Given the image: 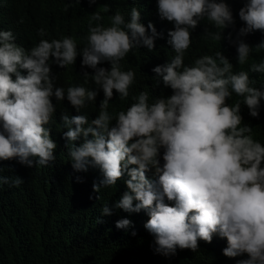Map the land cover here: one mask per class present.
<instances>
[{
  "label": "clouds",
  "instance_id": "clouds-1",
  "mask_svg": "<svg viewBox=\"0 0 264 264\" xmlns=\"http://www.w3.org/2000/svg\"><path fill=\"white\" fill-rule=\"evenodd\" d=\"M104 10L108 11L107 6ZM158 13L161 19L174 22L168 43L176 55L153 71L174 94L149 104L148 92H140L133 97L136 103L115 117L108 111L113 90L121 100L128 98L136 76L132 70L122 71L121 61L140 44L152 50L158 36L151 23L147 26L151 34L146 32L136 8L131 9L127 22L117 11L110 27L91 26V21L102 19L99 12L91 16L81 64L95 70L92 79L103 90L96 119L81 112L86 102L96 98V91L69 86L65 101V90L54 89L50 78V56L60 67L74 63L78 53L72 37L41 39L26 54L13 42L11 31H0V164L18 158L19 163L32 167L30 157H35L36 165L47 166L55 159L51 129L62 113H70L71 119L62 117L69 126L64 136L69 142L81 135L85 138L78 147L67 145L73 170L87 172L90 166L99 167L103 179L93 184L96 193L101 187L114 186L123 176L130 191L115 207L148 211L144 227L154 236L157 253L175 255L177 248L196 251L198 240H203L216 255L246 253L248 259L239 264H264V146L253 138L250 127L240 126V102L226 104L231 88L243 97L250 115L258 117L264 90L250 86L247 72L232 74V65L220 52L183 66L191 43L189 29L205 17L217 29L225 28L234 23L231 9L223 0H158ZM239 18L246 25L239 29V36L264 32V0H248L239 10ZM38 34L45 35V30ZM209 36L214 41L221 39L219 32ZM256 48L264 49V41ZM251 51L243 40L238 41L239 64L247 61ZM102 61L111 63L110 71L97 67ZM18 69H26L27 75ZM251 70L264 73V62L252 64ZM53 95L58 103H51ZM113 119L116 124L109 128ZM89 121L88 127H82ZM152 170L157 180L146 177ZM76 179L82 182L80 177ZM21 184L18 176H0V186ZM134 200L138 201L135 205ZM101 212L111 215L107 205ZM115 227L128 229L132 222L120 219Z\"/></svg>",
  "mask_w": 264,
  "mask_h": 264
},
{
  "label": "trees",
  "instance_id": "trees-1",
  "mask_svg": "<svg viewBox=\"0 0 264 264\" xmlns=\"http://www.w3.org/2000/svg\"><path fill=\"white\" fill-rule=\"evenodd\" d=\"M220 2V0H216ZM232 12L234 23L225 28L217 29L208 19L202 18L194 29H189L190 46L185 51L183 66H193L194 61L202 56L215 57L220 52L232 65V74L247 72L250 86L264 90V73L251 70L252 64L264 62V49L256 48L264 41V32L253 31L239 36V29L245 27V22L239 18V10L248 0H223ZM107 6L108 11L104 8ZM136 8L140 13V23L147 28L151 23L158 36L154 47L149 50L143 44L130 50L121 61V70H132L136 73L135 81L130 87L128 98L121 100L119 93L113 90V96L108 101V111L115 115L127 109L136 101L133 97L147 91L148 103L158 98H168L173 90L165 86L161 76L153 69L170 63L176 53L168 43V32L174 30V22L161 19L158 13V0H0V31H11L14 43L30 54L41 39L51 41L63 37H72L77 44V57L72 65L60 67L53 57H49L50 78L53 87L63 88L67 100L69 86H84L90 91H96L93 101L86 102L81 110L96 119L99 104L104 100L102 87L97 85L92 77L95 70L82 67V48L86 46V37L91 16L95 12L101 14L100 21H91V26L102 24L111 26V17L117 11L130 20V12ZM40 29L45 35L38 34ZM219 32L221 39L214 41L210 33ZM130 35V33H129ZM243 40L252 51L244 64H239L237 46ZM98 68L111 69L109 61H102ZM26 76V69H18ZM182 71V68L180 69ZM88 73L85 78L84 73ZM15 80V75L12 74ZM231 95L226 98V104L232 106L240 102L239 115L242 117L241 127L248 126L253 130V138L264 146V99L260 101L258 117H252L243 97L237 96L229 89ZM51 103H58L53 95ZM62 113L53 125L50 139L56 144L53 150L55 159L47 166L35 164L32 167L21 164L18 158L5 160L0 164V176L20 177L23 184L19 187L0 186V264H239L247 260L246 253L236 257L216 255L211 244L198 240L196 251L177 248L175 255L165 256L155 251L154 236L148 232L144 224L149 219L148 211L127 212L116 208L127 188L122 176L111 187H101L99 193L93 191V184H99L103 173L99 167H89L87 172H76L68 154L67 145L78 147L85 138L81 135L76 141L69 142L64 133L68 131ZM92 121L82 127H88ZM113 119L109 128L115 126ZM70 127L74 128L75 125ZM89 135L88 139H91ZM163 149H160L161 165L163 164ZM264 167V161L261 162ZM150 180H157L154 170L146 172ZM77 177L82 182L77 181ZM99 196L98 200L96 197ZM138 201H133V205ZM168 204V203H166ZM107 205L111 215H103L101 209ZM169 205V204H168ZM170 206V205H169ZM174 206V204L172 205ZM120 219H128L132 227L118 229L115 224ZM135 232V235L132 233Z\"/></svg>",
  "mask_w": 264,
  "mask_h": 264
}]
</instances>
